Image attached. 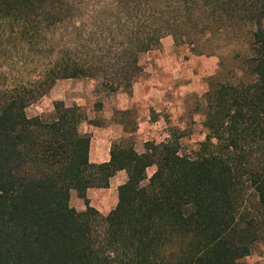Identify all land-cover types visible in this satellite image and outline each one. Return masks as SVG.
<instances>
[{"label":"trees","instance_id":"16d2710c","mask_svg":"<svg viewBox=\"0 0 264 264\" xmlns=\"http://www.w3.org/2000/svg\"><path fill=\"white\" fill-rule=\"evenodd\" d=\"M95 1L83 20L74 0H0V264H244L264 227V0ZM165 34L220 58L194 156L171 136L142 152L119 138L94 163L79 106L27 115L59 79L101 77L130 94L138 55ZM121 170L102 214L87 190Z\"/></svg>","mask_w":264,"mask_h":264},{"label":"rangeland","instance_id":"374dc122","mask_svg":"<svg viewBox=\"0 0 264 264\" xmlns=\"http://www.w3.org/2000/svg\"><path fill=\"white\" fill-rule=\"evenodd\" d=\"M74 1L82 2V9L78 14L83 20L88 19L93 13L96 1ZM261 27L264 28V19ZM255 28L256 26L248 24L241 32ZM137 60L139 70H136L132 87L136 86L139 95L131 102L123 117L116 113V105L119 103L116 94L124 91L125 87L121 85L118 90L112 91L118 81L110 80L111 88L110 83H104L101 77L56 80L45 95L27 106L26 113L28 116L48 115L53 111L54 100L63 99L66 105L76 104L85 115V120L79 124L81 132L90 121L102 124L95 126L94 133H91V153L100 152V160L108 158V147L119 138H125L138 152H142L147 140L159 142L171 136L177 140L181 154L194 156L198 144L204 140L206 134L203 126V95L208 87V78L219 69L218 54H199L190 42L183 39L175 42L170 34H165L157 46L140 53ZM32 70V65L28 64L18 71L27 76ZM109 70H105L107 76H110ZM103 73L102 71L100 74ZM119 119L124 121L127 132L121 130L120 126H112L111 133L103 135V130L96 128ZM154 170V166L148 167L147 177ZM125 179L126 173L121 170L112 176L108 187L89 188V202L97 210L106 212L111 209L114 204L113 196L117 197L116 186ZM69 204L77 211L85 209V202L77 197L74 190L69 192ZM248 205H255L252 195H249ZM243 262L264 264V227L262 236L255 242Z\"/></svg>","mask_w":264,"mask_h":264},{"label":"crops","instance_id":"0c3cea01","mask_svg":"<svg viewBox=\"0 0 264 264\" xmlns=\"http://www.w3.org/2000/svg\"><path fill=\"white\" fill-rule=\"evenodd\" d=\"M117 98L119 99V103L116 105V108L118 109V110H127L128 109V107L131 105V102L135 99V98H137L138 97V91H137V89H136V86H133L132 87V89H131V93L130 94H127L125 91H119L117 94ZM62 101H63V99H61ZM116 124V125H115ZM112 126H114V127H118V126H120V128H121V130L123 129V125L121 124L120 125V123H118L117 121H111V123H109L108 125H106V126H103V127H96V128H101L102 130H103V132H102V134L103 135H109L108 133H111L110 131H111V128H112ZM94 128H95V126H93V125H91V124H89L88 126H86V128L83 130V132H87V133H94ZM92 138V137H91ZM92 140V139H91ZM109 148L110 147H108V149H107V156H108V158H109ZM91 141H90V149H89V160L90 161H93L94 163H100V162H104V161H107L108 160V158H104V160H100L101 158V153L100 152H97V153H91ZM112 180V177H111V179L109 180V183H111L110 181ZM124 181V180H123ZM123 181H121V182H119V184H121ZM119 184H117V186L119 185ZM117 186H116V188H117ZM90 189H88L87 190V193H86V195H87V198H88V196H89V191ZM116 201H117V197H116V195H114L113 196V206H112V208L115 206V204H116ZM89 205H91L92 206V203H90L89 202ZM94 207V206H93ZM111 208V209H112ZM110 210V209H109ZM109 210H107L106 212L105 211H102V210H98L100 213H102V214H106V213H108V211Z\"/></svg>","mask_w":264,"mask_h":264}]
</instances>
